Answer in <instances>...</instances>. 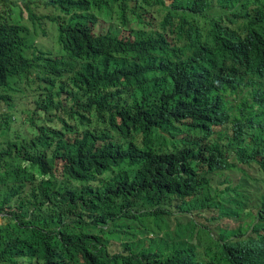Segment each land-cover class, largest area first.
<instances>
[{
    "label": "trees",
    "instance_id": "16d2710c",
    "mask_svg": "<svg viewBox=\"0 0 264 264\" xmlns=\"http://www.w3.org/2000/svg\"><path fill=\"white\" fill-rule=\"evenodd\" d=\"M39 4L62 12L55 53L28 32ZM36 78L37 105L65 93L74 122L31 116L24 140L0 123V264H264V194L239 185L227 206L209 176L233 156L264 173V0H0V89ZM206 206L245 230L171 229Z\"/></svg>",
    "mask_w": 264,
    "mask_h": 264
},
{
    "label": "rangeland",
    "instance_id": "374dc122",
    "mask_svg": "<svg viewBox=\"0 0 264 264\" xmlns=\"http://www.w3.org/2000/svg\"><path fill=\"white\" fill-rule=\"evenodd\" d=\"M41 2H48L49 0H39ZM136 0H132V3H135ZM167 3H170V0H167ZM40 6L37 7L36 13L40 17L38 20L33 21L27 20L28 22V32L30 33L33 41L37 44V46L43 50H50L53 53L57 50V42L55 36V28L53 21L50 19L56 15H61L62 12L57 7H52L48 9V7L44 6L43 4H39ZM28 11H25V16L28 17ZM129 17V26L131 28H144L149 27L151 28L153 25L149 24V14H145L144 23L139 22L137 15L135 12L129 10L127 12ZM111 16H115L114 13ZM106 26L105 23H103ZM99 29V28H98ZM36 75V74H34ZM42 85L44 88L47 85V82L36 78L34 81H24L15 86V90H3L0 89V94H10L11 96L8 98H4L0 96V123L4 120L7 115L12 114L13 120L11 121V128L8 131V137L2 138H16L19 140L28 139L33 136V128L35 126L34 123L31 121V116H34L35 121L37 123H48L49 125L60 127L61 125V118L66 117V110L70 105V101L68 100V95L62 93L60 96L55 95V100H62L63 107L58 108L57 110L53 109V114L45 112L43 108H40L37 105L36 101L45 99L48 95L47 91H42L35 89L38 85ZM44 92V93H43ZM43 93V94H42ZM182 136V135H181ZM207 140H204V143ZM18 143L17 140L14 141ZM228 153V152H227ZM226 153V154H227ZM229 161L233 163L235 166L240 164L233 160ZM235 167L226 170L225 168H221L215 171V174H210L211 183L215 187L220 190H224L226 199L232 201L235 197H237V192L240 189L239 185H246L250 184V188L253 191L255 197H259L262 193H264V182L262 179L258 178L257 175L260 177V170L259 167L256 166H248L245 169L248 170V175L243 174L242 172H234ZM56 173L58 176L61 177L60 173L57 170H62V165L60 162H56ZM205 171V169H202ZM227 172H231L228 174V179H225V174ZM220 198H224L220 196ZM230 205V204H229ZM213 212L218 214V210L214 209ZM171 217V228L173 231H176L178 225H187L189 221V217L183 213H177ZM248 216L245 212L239 214V216L234 217H224V225L230 229L239 228L243 226V230H245L246 221ZM1 220V218H0ZM198 226L205 227L213 232L215 235L218 233L217 223H211L206 219L197 218L196 219ZM216 230V231H215ZM149 237H157L160 239L162 237V233L160 231L153 232L152 235ZM206 239V233L199 231L198 229L195 230V233L192 237L194 242H198L199 240L204 241ZM149 243V240H146V244ZM161 243V240H159ZM158 243H155L157 245ZM122 249H116V251H121Z\"/></svg>",
    "mask_w": 264,
    "mask_h": 264
},
{
    "label": "clouds",
    "instance_id": "9594fccd",
    "mask_svg": "<svg viewBox=\"0 0 264 264\" xmlns=\"http://www.w3.org/2000/svg\"><path fill=\"white\" fill-rule=\"evenodd\" d=\"M54 91V93H53V95L55 96L56 94H55V92H56V90H53ZM48 92V91H47ZM57 96H60V95H57ZM48 98V95H47V97L45 98V100ZM55 99V98H54ZM58 101V100H57ZM52 108V110H50L49 112H47V114L48 113H51V114H53V109H55V110H57L56 108H53V107H51ZM45 110V109H44ZM46 112V111H45ZM62 119H64V121L62 122ZM65 120H67V121H72V122H74V120L73 119H71L70 118V116H66L65 118H61V125H60V127H55V126H52L54 129H59V130H65L66 128H68V129H71V128H69V127H66V125H65ZM48 124V123H47ZM69 133H71V132H69ZM72 134H69V136H71ZM231 160H233V161H235V162H238V163H240V164H238V165H233L231 168H233V167H235V169H234V172H237V171H239V172H242L243 174H246V175H248V170H246L245 168L246 167H248V166H251L249 163H247V162H243V161H241L240 159H238V158H236V157H232L231 158ZM230 168V169H231ZM118 170V169H117ZM259 170H260V174H261V176L259 177L258 175H257V177L258 178H260V179H262L263 180V182H264V173L262 172V170L260 169V167H259ZM229 174H231V172H229ZM110 175H112V172H109V173H106L105 174V176L106 177H108V176H110ZM241 186H242V188L243 189H248V190H250L252 193H253V191H252V189L250 188V186H251V183L250 184H246V185H242L241 184ZM262 194H264V193H262ZM261 194V195H262ZM254 195V194H253ZM260 195V196H261ZM205 197V193L203 192L202 194H200L199 195V198L200 199H203ZM224 197V199H226L225 197H226V195L225 196H223ZM236 198V197H235ZM234 198V199H235ZM233 199V200H234ZM215 200H216V202H218V203H221V204H223V202L221 201V198H220V196L219 197H215ZM227 200V199H226ZM232 200V201H233ZM232 201H229V200H227V202H226V205L227 206H230L232 203ZM192 202H193V199H192ZM230 204V205H229ZM177 213H183V214H185V215H187L188 217H189V221H188V224L190 223V220L192 219V220H194L195 222H196V225H197V228L196 229H198L199 231H202V232H209L210 234H214L213 232H211L209 229H207V228H205V227H202V226H198V224H197V221H196V219L197 218H203V219H206V220H208L209 222H211V223H217V229H219V228H224L225 227V225H224V221H223V218H221V217H219V215L218 214H215L214 212H213V210L209 207V206H206V207H204V208H202V209H197V208H194V209H192L190 212H184V211H181V212H176L175 214H177ZM231 217H234V216H231ZM0 218H1V220L0 221H2V217L0 216ZM187 224V225H188ZM111 226V225H110ZM243 227V226H242ZM172 229V228H171ZM234 229V228H233ZM216 231V230H215ZM232 233H236L237 234V236H236V238L237 239H241L242 237H241V235L238 233V232H236V231H231V233L230 234H232ZM215 235V234H214ZM216 236V235H215ZM192 242L193 243H195L193 240H192Z\"/></svg>",
    "mask_w": 264,
    "mask_h": 264
}]
</instances>
